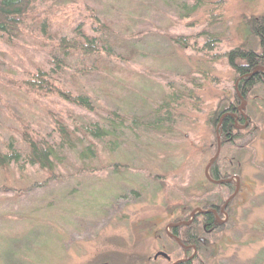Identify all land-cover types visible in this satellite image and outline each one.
<instances>
[{
  "label": "rangeland",
  "instance_id": "374dc122",
  "mask_svg": "<svg viewBox=\"0 0 264 264\" xmlns=\"http://www.w3.org/2000/svg\"><path fill=\"white\" fill-rule=\"evenodd\" d=\"M38 10L49 13L50 43L0 40V153L11 144L22 154L0 167V264H173L197 255L194 264H264V79L237 105L241 137L220 147L223 186L205 173L224 115L210 119L239 85L225 55L260 53L246 24L264 16V0H45ZM81 36L97 39V53L64 57L55 48ZM36 70L86 97L90 110L27 93L21 83ZM57 120L72 132L65 143ZM111 124L114 136L84 134ZM22 127L52 146L49 168L28 164ZM206 205L217 226L206 234L198 217L193 233L210 246L183 254L169 233ZM160 253L171 262L154 259Z\"/></svg>",
  "mask_w": 264,
  "mask_h": 264
},
{
  "label": "trees",
  "instance_id": "16d2710c",
  "mask_svg": "<svg viewBox=\"0 0 264 264\" xmlns=\"http://www.w3.org/2000/svg\"><path fill=\"white\" fill-rule=\"evenodd\" d=\"M43 1L45 0H0V40L10 45H16V39L26 34L41 44L50 43L48 27L51 25V20L49 13L45 12L42 18L38 10V4ZM246 25L248 30L258 39L260 53L250 48L240 47L225 55L229 66L235 71L236 76L239 78V85L232 99L226 102L227 104L223 108H219L220 110L210 119V123L214 125L218 123L219 118L224 115L221 120L218 134L221 150L222 148L229 147L241 137L242 130H237L236 128L237 125L243 126L245 124V119L237 113V105L240 103V98H245L247 100L250 89L257 83H262L264 79L263 73L259 72V69L264 70V16L251 18L250 22ZM81 27L83 26L81 25L78 27L76 32L80 33ZM36 31H38L37 34H35ZM96 41V38L90 37H83V40L80 41H69L67 38L61 37L58 44L55 45V48H58L64 57L70 55L72 52H77L87 57L89 55H94L99 50L96 46ZM52 58L54 60H50V62L55 65V68L60 69L62 62H60L57 56H53ZM50 80L51 78L48 73L43 70H36L31 74L29 79L22 81L21 85L24 86L27 93L40 95L41 97H56L61 101L90 110L91 105L86 97L73 96L70 92L60 90L56 88ZM236 118H238L237 121ZM55 123L61 141L64 143L69 141L72 132H69L62 122L57 120ZM102 129L103 128L94 125L91 129L88 128L85 130L84 134L95 139H102V137L107 135L114 136L116 125L111 124L109 132ZM21 140L22 143H24L23 145L26 146L29 154V165H38L41 168H49L50 165H52V156L55 153L52 146L48 144L43 146L40 144L41 141H39L38 138L27 134V127H22ZM20 155L22 154L19 150H16L11 144H8L7 152L5 154L0 153V167L4 168L13 163L17 164L20 162ZM217 162L218 160L214 162V165L211 166L209 171V177L215 182L228 178V176L225 175L221 177L217 169ZM218 186L220 187L221 184H218ZM224 186L230 188L229 184ZM201 209L209 210V205L203 206ZM210 209L218 211L219 207H217V204H213ZM198 217L202 218V229L200 230L206 234L212 233L214 231L213 229L217 226L213 214L208 213L204 215L198 214L195 220L188 226L173 227L170 232L178 239V243L173 239L171 242H173L183 254H188L193 247H195L200 254L201 251L204 252V250H207L210 246L209 240L201 243L200 239L193 233V231L195 233L197 231L195 228V221ZM184 220H187V218ZM195 261H198V255L192 260L182 261L178 264H194L196 263ZM166 262H171V259Z\"/></svg>",
  "mask_w": 264,
  "mask_h": 264
},
{
  "label": "water",
  "instance_id": "95a60500",
  "mask_svg": "<svg viewBox=\"0 0 264 264\" xmlns=\"http://www.w3.org/2000/svg\"><path fill=\"white\" fill-rule=\"evenodd\" d=\"M216 137H217V147H218V149H217V153H216V155L211 159V161H210V164L208 165V167L206 168V177H207V179L209 180V181H211L210 180V178L208 177V174H207V170L210 168L209 166H211L214 162H215V160L217 159V157H218V155H219V151H220V141H219V135H218V132L216 133ZM212 182V181H211ZM227 182H229V181H227ZM214 183H218V184H222L223 183V181H218V182H214ZM235 195V193L232 195V196H234ZM232 196H230V198L224 203V205H223V207H225L228 203H229V201L231 200V198H232ZM197 211H198V213H200V214H208V213H210V212H212V211H202V210H200V209H196ZM194 218V213L192 214V219ZM190 222H187V223H181V224H179V225H184V224H189ZM178 225L176 224V225H173V227H177ZM169 236H171L172 238H173V240L175 241V242H177L178 243V239L176 238V237H174L173 235H171L170 233H169ZM162 257V258H165V259H167V260H170L169 258H168V256L165 254V253H160V254H158L157 256H155V258L154 259H156L157 257ZM179 262H177V263H175V264H178Z\"/></svg>",
  "mask_w": 264,
  "mask_h": 264
},
{
  "label": "bare ground",
  "instance_id": "6f19581e",
  "mask_svg": "<svg viewBox=\"0 0 264 264\" xmlns=\"http://www.w3.org/2000/svg\"><path fill=\"white\" fill-rule=\"evenodd\" d=\"M217 132H218V134H219V130L217 129ZM216 132V133H217ZM220 147H221V145H220ZM216 161V160H215ZM214 164V163H213ZM212 164V165H213ZM211 167V166H210ZM211 169V168H210ZM210 169H208L207 170V174H209V171H210ZM210 175H208V177H209ZM207 178V177H206ZM210 178V177H209ZM208 180V179H207ZM210 180L212 181V183L213 184H218V183H214L215 181L214 180H212L211 178H210ZM209 181V180H208ZM211 181H209V182H211ZM224 182V181H223ZM202 211H209V210H202ZM210 211H212V210H210ZM211 213V212H210ZM200 214V213H199ZM202 215H204V214H202ZM194 219V218H193ZM185 223V222H184ZM190 224V223H189ZM175 237V236H174ZM173 239V238H172ZM177 243V242H176ZM185 248V247H184ZM193 251L195 250V247H193V248H191ZM168 256V255H167ZM175 263H177V262H173V264H175Z\"/></svg>",
  "mask_w": 264,
  "mask_h": 264
}]
</instances>
